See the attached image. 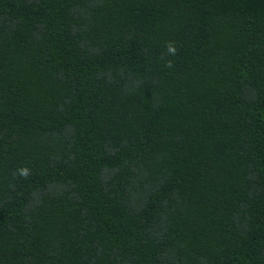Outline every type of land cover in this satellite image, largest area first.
Wrapping results in <instances>:
<instances>
[{
  "label": "trees",
  "instance_id": "16d2710c",
  "mask_svg": "<svg viewBox=\"0 0 264 264\" xmlns=\"http://www.w3.org/2000/svg\"><path fill=\"white\" fill-rule=\"evenodd\" d=\"M0 264H264V0H0Z\"/></svg>",
  "mask_w": 264,
  "mask_h": 264
},
{
  "label": "clouds",
  "instance_id": "9594fccd",
  "mask_svg": "<svg viewBox=\"0 0 264 264\" xmlns=\"http://www.w3.org/2000/svg\"><path fill=\"white\" fill-rule=\"evenodd\" d=\"M166 48H167V52L170 54V55H175L176 54V47H175V44L174 42H168L167 45H166ZM168 66L171 67V62L169 61L168 62ZM18 174L23 177V178H27L28 175H29V169L28 168H21V169H18Z\"/></svg>",
  "mask_w": 264,
  "mask_h": 264
}]
</instances>
